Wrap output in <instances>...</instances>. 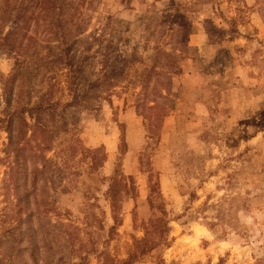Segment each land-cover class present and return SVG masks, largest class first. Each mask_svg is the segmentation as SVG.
<instances>
[{
  "label": "rangeland",
  "instance_id": "374dc122",
  "mask_svg": "<svg viewBox=\"0 0 264 264\" xmlns=\"http://www.w3.org/2000/svg\"><path fill=\"white\" fill-rule=\"evenodd\" d=\"M17 1L0 264H264V0Z\"/></svg>",
  "mask_w": 264,
  "mask_h": 264
},
{
  "label": "trees",
  "instance_id": "16d2710c",
  "mask_svg": "<svg viewBox=\"0 0 264 264\" xmlns=\"http://www.w3.org/2000/svg\"><path fill=\"white\" fill-rule=\"evenodd\" d=\"M3 6L4 8L2 7V10H7V6L9 5V0H3ZM38 5H43L44 7H53V0H18L17 1V6L15 5V12H14V15H15V18L18 17L20 18V20H23L27 17H30L33 13V11L35 10V7L38 6ZM33 6V7H31ZM32 8V11L30 12L29 10ZM29 12V13H28ZM9 15H11V13H9ZM2 19L1 15H0V20ZM4 40V39H2ZM54 106V105H53ZM53 106H48V107H43L42 105H37V106H34V107H31V108H24L23 111L27 110V111H37L39 109H49V108H52ZM36 109V110H34ZM111 191V190H110ZM112 192H113V189H112ZM112 198L114 201V195L112 194ZM142 251H145V250H142Z\"/></svg>",
  "mask_w": 264,
  "mask_h": 264
},
{
  "label": "crops",
  "instance_id": "0c3cea01",
  "mask_svg": "<svg viewBox=\"0 0 264 264\" xmlns=\"http://www.w3.org/2000/svg\"><path fill=\"white\" fill-rule=\"evenodd\" d=\"M194 38L195 37H197L198 39H200V41H202V43H201V45H207L208 44V39L206 38V36L205 35H203V34H201V33H199L198 35H195V36H193ZM207 46H209V45H207ZM240 68V67H239Z\"/></svg>",
  "mask_w": 264,
  "mask_h": 264
}]
</instances>
